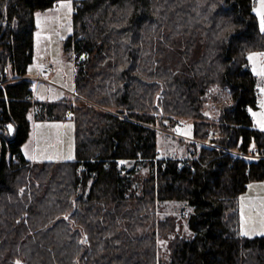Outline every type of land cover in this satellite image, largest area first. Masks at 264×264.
I'll list each match as a JSON object with an SVG mask.
<instances>
[{
    "label": "trees",
    "instance_id": "1",
    "mask_svg": "<svg viewBox=\"0 0 264 264\" xmlns=\"http://www.w3.org/2000/svg\"><path fill=\"white\" fill-rule=\"evenodd\" d=\"M59 1L0 0V120L12 121L0 130V264H264V235H242L239 215L240 195L264 180V129L249 110L248 57L264 50L254 0H74L65 47L89 57L74 99L41 103L27 76L36 11ZM225 92L213 120L205 109ZM40 108L74 119L73 159L23 153ZM166 117L193 119L196 155L159 156ZM131 160L152 173L138 179ZM163 200L188 203L193 231L173 238L168 262L159 235L178 217H158Z\"/></svg>",
    "mask_w": 264,
    "mask_h": 264
},
{
    "label": "rangeland",
    "instance_id": "2",
    "mask_svg": "<svg viewBox=\"0 0 264 264\" xmlns=\"http://www.w3.org/2000/svg\"><path fill=\"white\" fill-rule=\"evenodd\" d=\"M69 0H60L55 6L36 11L37 29L35 34V57L29 67L28 75L33 80L34 98L41 103L56 102L63 98L74 99L75 65L77 52L74 48L65 47L66 39L73 32L74 0H70L71 11L68 7H60ZM253 9L260 26V0H254ZM264 53L255 50L252 54ZM81 60V59H80ZM51 64L53 69L48 68ZM251 67L257 74L259 89V105L250 107L254 125L264 129V76L258 75L264 70V56H255L250 61ZM230 95L225 92L217 99L211 100L205 113L213 120H218L221 112L219 106L223 102H230ZM44 108L32 110L30 118L32 131L29 139L24 143L23 150L26 157L35 162L45 160H66L75 157V122L73 118L51 119L44 117ZM37 114V115H36ZM255 114V115H254ZM164 126L158 134L159 156L190 157L193 148V119L166 117ZM127 169L134 168L138 179H143L152 173L150 163L125 162ZM243 198V199H242ZM189 207L185 200H163L159 203V218L177 215V227L166 234L159 235L160 258L168 262L171 258V243L176 235L191 237L193 231L189 226L187 211ZM239 215L241 232L248 236L264 235V180L254 181L248 189L240 195Z\"/></svg>",
    "mask_w": 264,
    "mask_h": 264
},
{
    "label": "snow or ice",
    "instance_id": "3",
    "mask_svg": "<svg viewBox=\"0 0 264 264\" xmlns=\"http://www.w3.org/2000/svg\"><path fill=\"white\" fill-rule=\"evenodd\" d=\"M260 5H261V8L264 9V0H260ZM60 7H68L69 8V11H71L70 0L66 4L60 5ZM257 14L260 16V30L262 32H264V11H259ZM255 56H264V53L252 54V55H250L248 57V59L251 61V60L254 59ZM258 75L264 76V70H262L261 72H259ZM262 91H264V89H262ZM8 129H9V131H11L12 130V126L9 125L8 126ZM68 158L71 159L72 157H68ZM121 163H124V162H121ZM64 219L67 220L68 219V216H65ZM242 235H248V233L247 232H243ZM85 242H86V237H85V240H82L81 241V243H85ZM16 264H20V262L17 261Z\"/></svg>",
    "mask_w": 264,
    "mask_h": 264
},
{
    "label": "built area",
    "instance_id": "4",
    "mask_svg": "<svg viewBox=\"0 0 264 264\" xmlns=\"http://www.w3.org/2000/svg\"><path fill=\"white\" fill-rule=\"evenodd\" d=\"M89 57V53L88 52H84L82 55H81V59H86ZM54 65L51 64L48 68H51L53 69ZM6 72L8 73V70H6ZM10 79V78H9ZM11 125L12 126V121L10 120H7V119H3V120H0V130L3 129V128H8V126ZM201 141L198 140L197 141V146L195 148H192L191 151H190V155H196V153L198 152V148H200V145H201ZM252 156L255 157V154H252Z\"/></svg>",
    "mask_w": 264,
    "mask_h": 264
},
{
    "label": "crops",
    "instance_id": "5",
    "mask_svg": "<svg viewBox=\"0 0 264 264\" xmlns=\"http://www.w3.org/2000/svg\"><path fill=\"white\" fill-rule=\"evenodd\" d=\"M8 74H9V78L10 79H13L14 78V76L11 74V69H10V66H8ZM28 77H30L29 75H27ZM31 78V77H30ZM74 95H75V89H74ZM23 153L25 154V152H24V150H23ZM25 156H26V154H25Z\"/></svg>",
    "mask_w": 264,
    "mask_h": 264
}]
</instances>
